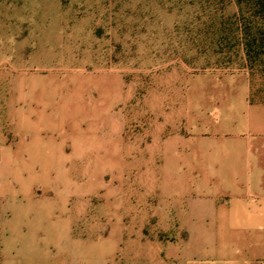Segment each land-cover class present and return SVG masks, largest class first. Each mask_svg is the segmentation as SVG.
Masks as SVG:
<instances>
[{
	"label": "rangeland",
	"instance_id": "rangeland-1",
	"mask_svg": "<svg viewBox=\"0 0 264 264\" xmlns=\"http://www.w3.org/2000/svg\"><path fill=\"white\" fill-rule=\"evenodd\" d=\"M229 11V0H0V245L174 262L165 247L195 222L169 214L177 157L165 139L185 130V109L168 98L196 73L245 77L241 57L213 51V17ZM247 75L264 101V73Z\"/></svg>",
	"mask_w": 264,
	"mask_h": 264
},
{
	"label": "crops",
	"instance_id": "crops-1",
	"mask_svg": "<svg viewBox=\"0 0 264 264\" xmlns=\"http://www.w3.org/2000/svg\"><path fill=\"white\" fill-rule=\"evenodd\" d=\"M247 74L200 72L171 90L169 103L185 109V130L165 139L177 157L169 214L195 222L186 240L165 247L171 264H264V102L250 100ZM7 215L3 210L0 219ZM3 242L1 264L105 260L103 246L10 247L8 236Z\"/></svg>",
	"mask_w": 264,
	"mask_h": 264
},
{
	"label": "trees",
	"instance_id": "trees-1",
	"mask_svg": "<svg viewBox=\"0 0 264 264\" xmlns=\"http://www.w3.org/2000/svg\"><path fill=\"white\" fill-rule=\"evenodd\" d=\"M232 12L213 17V51L230 65L242 59V66L253 74L264 73V0H229ZM251 101L255 102L252 98ZM264 102V101H261Z\"/></svg>",
	"mask_w": 264,
	"mask_h": 264
}]
</instances>
